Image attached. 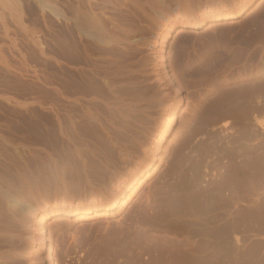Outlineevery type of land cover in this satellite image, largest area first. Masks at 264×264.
<instances>
[{
	"label": "bare ground",
	"instance_id": "6f19581e",
	"mask_svg": "<svg viewBox=\"0 0 264 264\" xmlns=\"http://www.w3.org/2000/svg\"><path fill=\"white\" fill-rule=\"evenodd\" d=\"M254 1L207 0L195 9L191 0H0V107L23 110L0 111V264L20 257L50 264L54 223L109 218L124 208L161 160L184 101L170 39L235 19ZM37 32H49L63 56L46 51ZM42 79L69 91L45 94ZM58 145L86 175L84 157L110 152V188L85 184L72 196L66 165L53 157ZM169 210L151 218L169 224ZM183 257L180 264L199 261Z\"/></svg>",
	"mask_w": 264,
	"mask_h": 264
},
{
	"label": "rangeland",
	"instance_id": "374dc122",
	"mask_svg": "<svg viewBox=\"0 0 264 264\" xmlns=\"http://www.w3.org/2000/svg\"><path fill=\"white\" fill-rule=\"evenodd\" d=\"M191 1L195 9L207 2ZM251 5L235 19L180 30L170 39L184 101L161 160L116 215L54 223L50 264H180L183 256L206 264L216 258L221 240L230 236L236 259L264 264V0ZM48 33H36L41 46L63 56ZM26 64L34 66L29 58ZM45 81L38 83L45 94L69 91L63 82L51 88ZM14 108L0 111H23ZM38 108L31 106L44 113ZM60 147L53 157L66 165L72 196L85 184L110 188L105 168L110 152L103 149V155L84 157L86 175L81 163L72 164V156ZM39 161L44 178L46 164ZM162 210L172 213L169 224L151 218ZM227 230L230 234L224 235ZM211 232L219 238L215 245L208 240ZM12 262L23 264L24 259Z\"/></svg>",
	"mask_w": 264,
	"mask_h": 264
},
{
	"label": "crops",
	"instance_id": "0c3cea01",
	"mask_svg": "<svg viewBox=\"0 0 264 264\" xmlns=\"http://www.w3.org/2000/svg\"><path fill=\"white\" fill-rule=\"evenodd\" d=\"M221 244L217 249L216 258L211 263L207 262L206 264H248V260L245 257L242 256L239 259L234 257L236 251L235 242L230 240V242Z\"/></svg>",
	"mask_w": 264,
	"mask_h": 264
}]
</instances>
